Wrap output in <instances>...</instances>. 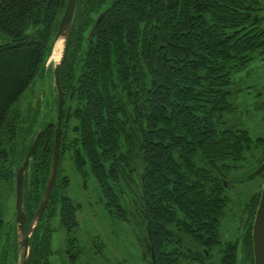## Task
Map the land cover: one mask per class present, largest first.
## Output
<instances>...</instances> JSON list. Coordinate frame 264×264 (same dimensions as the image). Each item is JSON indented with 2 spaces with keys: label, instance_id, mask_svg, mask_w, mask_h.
I'll list each match as a JSON object with an SVG mask.
<instances>
[{
  "label": "trees",
  "instance_id": "trees-1",
  "mask_svg": "<svg viewBox=\"0 0 264 264\" xmlns=\"http://www.w3.org/2000/svg\"><path fill=\"white\" fill-rule=\"evenodd\" d=\"M67 2L0 0V34L9 39L0 45V183L16 181V168L45 130L24 178L27 230L51 174L57 118L44 122L41 103L23 98L47 67ZM254 9L264 16V0H78L60 73L66 104L58 174L27 264L52 263L57 230L78 248V213L93 209L70 194L69 176H60L66 158L84 188L92 180L95 203L108 217L136 227L131 242L138 250L128 263L116 257L117 264H152L144 238L158 260L162 235L182 228L195 245L191 254L205 246L216 264H254L264 173L258 190L237 184L253 179L248 175L264 162V135L228 121L235 74L264 53V26L247 25ZM230 209L240 219L239 235L223 243ZM3 230L0 204V264H13L17 224ZM190 256L180 261L206 263Z\"/></svg>",
  "mask_w": 264,
  "mask_h": 264
},
{
  "label": "rangeland",
  "instance_id": "rangeland-1",
  "mask_svg": "<svg viewBox=\"0 0 264 264\" xmlns=\"http://www.w3.org/2000/svg\"><path fill=\"white\" fill-rule=\"evenodd\" d=\"M109 1L111 2L113 0ZM8 41V38L0 34V45ZM56 63L57 60H52L50 63L47 62L45 71L36 78L28 91L27 97L23 98L24 104L26 102L32 105H37L39 102L41 103V117L46 123H48L51 117L56 119L58 116L56 112L57 89L54 78ZM234 79L236 80L235 87L241 88L243 91L239 95L235 93L233 105L237 109L235 112L229 114L228 121L237 128L248 130L254 136L264 135V107H258V104H260L258 103V97L261 98L260 101L263 102L264 100V58L249 63L243 72L235 74ZM52 114L53 116H51ZM61 168L60 176L63 177L67 175L70 178V194L80 201H89L94 204V206H90V208L92 207L93 209H89V212L88 207H85L87 211L81 210L78 214L81 223L78 231L75 232V236L79 238L81 247L86 251L89 250V244L87 243L88 237H95L97 239L99 235L98 239L102 238L101 241L105 244L104 251L108 256H111L112 252H116V256L119 259H125L128 263L129 255L133 254V251L138 250V245L131 242L132 236L136 239L134 234L136 227L132 224H121L119 220L110 219V217H108L107 212L100 205L95 203L97 196L92 180H88V188H84V180L80 174L76 173L73 163L69 158L63 160ZM234 175L236 177L241 176L239 173H235ZM262 180L263 177L257 175L253 179L244 181L242 184L238 183L237 186L247 185L253 190H258ZM16 199L15 179L14 181L0 183V204L4 220L3 235L8 231L10 232L11 227L16 223ZM235 212V210L230 209L228 215L225 217L223 224L226 232H228L229 229H234L239 226V222L236 223L233 221V214H235ZM54 225H58L56 219ZM58 231L60 230H57V233ZM59 239V237L56 238V245L61 242V239ZM61 245L62 243H60V246ZM13 252L11 256L12 263L22 264L24 253L18 249L17 260L14 261ZM134 264H137V262ZM138 264L144 263L140 262Z\"/></svg>",
  "mask_w": 264,
  "mask_h": 264
},
{
  "label": "water",
  "instance_id": "water-1",
  "mask_svg": "<svg viewBox=\"0 0 264 264\" xmlns=\"http://www.w3.org/2000/svg\"><path fill=\"white\" fill-rule=\"evenodd\" d=\"M78 10V0H68L66 8L64 10L63 16L61 18L58 32L56 35L55 43L52 52L50 53L48 63L50 58L53 56L55 47L58 42L63 39V50L62 56L60 60L55 64L54 68V78H55V85L57 89V97H58V111H57V124H56V135H55V147H54V155H53V164L51 169V174L46 186V190L42 199V202L36 212L34 220L27 230V213L25 211L24 206V178L26 170L29 166V163L36 153L43 137L45 134V130H40L34 138L24 160L22 163L16 168V224H17V235H18V242H19V250L24 253L22 264H27L28 256L30 252V237L32 231L42 218L48 202L50 200L52 190L55 184V180L58 174L59 168V161L61 156L62 150V141H63V118H64V108H65V91L63 90L62 83H61V68L63 65V59L65 56V51L67 47V42L70 39L72 28L75 20V16ZM103 17V13L97 18L96 22L94 23L91 32L88 36V40H90L94 32L99 25L101 19ZM25 98V97H24ZM264 171V162L252 173L248 175V178H253ZM227 186V182L225 183ZM253 251H254V264H264V182L261 188V196L259 200V204L255 213L254 223H253ZM22 238V239H21ZM153 264H156L155 254L153 251Z\"/></svg>",
  "mask_w": 264,
  "mask_h": 264
},
{
  "label": "flooded vegetation",
  "instance_id": "flooded-vegetation-1",
  "mask_svg": "<svg viewBox=\"0 0 264 264\" xmlns=\"http://www.w3.org/2000/svg\"><path fill=\"white\" fill-rule=\"evenodd\" d=\"M258 12L259 11H256L255 9L252 12H250L251 13L249 14L250 22L249 24H247L249 25L248 29L259 30L261 26H264V16H259ZM263 58H264V53L263 54L257 53L254 55V58L251 59L250 63L254 60L263 59ZM235 83H236V80L233 79V82H232L233 96L231 100L232 104H233V98H234L235 93L239 95L243 91L241 88L235 87ZM260 99L261 98L258 97V100H259L258 103H260L258 104V107L263 108L264 100L262 102L260 101ZM65 104H66V100H65ZM233 109L236 110L237 108L233 105ZM62 127H63V123H62ZM63 135H64V128H63ZM263 173L264 171L260 174H263ZM233 219H234L233 221L236 223L240 221L239 218H236L234 216H233ZM246 224H247V218H244L241 223L242 230L245 228ZM237 228L238 226L235 227L234 229L233 228L229 230L227 229L228 232H226L224 229V224H222L221 229L224 231V236H225V240H223V243H227L228 241H233L238 237L239 233H237ZM171 234L172 236L162 235L161 247H160L159 254H158L159 264H186L187 261L181 262L180 260L181 258L187 259L186 255L188 254L191 255L190 256L191 258L192 257L202 258L203 261L204 260L206 261L205 264H216L217 263L218 258H215V256L213 257V255H211L210 251L205 246H201L200 252H197L196 254H191L192 249L195 248V245L194 243L191 242V237L189 236V234L183 231V228L182 230H175ZM98 236H97V239L95 237L94 238L88 237L87 243L89 244V248H88L89 250L87 251L83 247H81L79 238L76 237L78 248H76L75 250H71L68 245L69 239H67L66 232L58 231L57 233V231H55L54 234L52 235V249H53L54 254L52 255L51 264H117L116 252H112V255L108 256L104 251L105 244L104 242L101 241L102 238L98 239ZM58 237L61 239V242H60L62 243L61 246H60V243L58 245L55 244V240ZM165 239H166V242H165ZM101 245L103 249L101 248ZM141 245H142V249H143V253L145 257L148 259L150 258L149 260L153 264L154 262L153 261V250L150 249L148 238L145 237L144 242H142ZM79 252H81V254ZM155 260H156V264H158L156 255H155ZM123 261L124 263L127 262L126 260H123ZM237 263L238 261L236 262V264Z\"/></svg>",
  "mask_w": 264,
  "mask_h": 264
},
{
  "label": "bare ground",
  "instance_id": "bare-ground-1",
  "mask_svg": "<svg viewBox=\"0 0 264 264\" xmlns=\"http://www.w3.org/2000/svg\"><path fill=\"white\" fill-rule=\"evenodd\" d=\"M63 39H61L58 44L55 47V51L53 56L50 58L49 63L53 60H57V62L60 60L61 56H62V50H63Z\"/></svg>",
  "mask_w": 264,
  "mask_h": 264
}]
</instances>
